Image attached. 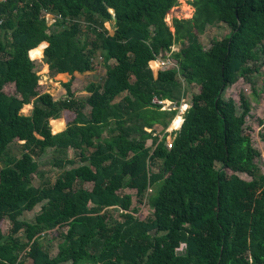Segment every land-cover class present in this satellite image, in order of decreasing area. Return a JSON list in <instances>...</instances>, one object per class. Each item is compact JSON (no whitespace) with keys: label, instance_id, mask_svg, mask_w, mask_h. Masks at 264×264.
Wrapping results in <instances>:
<instances>
[{"label":"trees","instance_id":"obj_1","mask_svg":"<svg viewBox=\"0 0 264 264\" xmlns=\"http://www.w3.org/2000/svg\"><path fill=\"white\" fill-rule=\"evenodd\" d=\"M177 5L0 0V222L10 224L0 228V264H264L253 104L244 93L226 98L241 81L259 96L264 0H193L194 17L174 20L172 32L166 19ZM218 26L230 33L206 50L200 37ZM45 43L51 75L73 78L65 100L39 92ZM160 59L167 66L155 76ZM100 65L105 75L80 100L75 75ZM192 87L199 93L169 134ZM64 113L75 119L65 130L55 122L54 133L64 131L54 135ZM131 195L149 218L137 217Z\"/></svg>","mask_w":264,"mask_h":264},{"label":"rangeland","instance_id":"obj_2","mask_svg":"<svg viewBox=\"0 0 264 264\" xmlns=\"http://www.w3.org/2000/svg\"><path fill=\"white\" fill-rule=\"evenodd\" d=\"M193 0H177L178 5L170 12V14L167 16L166 22L168 26L171 28V31L174 32V29L172 27L174 20H191L194 17L195 10L189 5V2H192ZM48 19L50 20V24L52 25L54 17L52 15H47ZM106 28L111 30L110 25L107 24ZM229 30H227L224 26H218L212 29H208L207 32L200 37V41L204 48L206 50H209L215 41H221L222 39L226 38L228 35ZM40 47V46H39ZM38 47V48H39ZM179 47L175 48V52H179ZM44 54H42L41 58L35 59L37 64V73L40 77V86H39V92L41 94H49L51 95L55 101L59 100H65L68 96V89L66 85H68L73 78L68 75H61V76H52L48 66L43 61ZM156 65V66H155ZM167 66L165 60H158L157 62H153L150 67L154 71L155 75L157 76L158 72L165 68ZM264 72V71H263ZM105 75V70L102 65H100L97 69V71L94 74H87L84 76H81L79 74L75 75V81L73 83L72 92L76 94V96L80 100H86L88 98V93L86 92V89L88 85L92 82H100L101 78ZM257 82V89L259 92V96L256 97V95L253 93V88L249 86L246 83H243V81L239 82L235 87L230 88L226 92V98H232L236 102L239 101V96L241 93H244V95L247 97V99L251 100L250 103L253 104L252 109V116L250 119H248L247 123V132L252 138V142L254 147L261 153V161L259 163L260 171L264 174V128L261 126L259 121H264V74L259 77ZM14 86H8L6 88L7 92H14ZM187 89V88H186ZM199 93V89L197 87H192L187 89L186 98L183 102L182 107L180 108L179 113H184L185 110L189 109V107L192 105V98L194 95ZM187 106V107H186ZM174 108V107H173ZM33 110V106L26 107L24 111L22 112L24 115L29 116ZM180 115V114H179ZM75 119V116L70 113H64L62 116V119L58 121H52L51 122V128L52 132L54 133V127L55 122L62 121L64 123V130L66 129L67 125L71 122H73ZM173 124L170 126L169 130L167 131L170 133L173 131ZM158 135H161L162 129L156 128ZM63 130V131H64ZM60 132H55L54 134H59ZM12 150L18 154V151H16V146L12 147ZM51 168V156L44 157L42 160V170L44 171H50ZM54 176V174L52 175ZM243 179H246L243 177ZM36 186L40 185V182L36 180L35 182ZM129 195V193H127ZM133 197L132 199V207L133 209L139 210L138 218L141 220H144L146 218H149L151 215L150 210L145 206H140L137 204L136 198ZM120 212H115V217L119 218ZM28 219L34 218V213L29 214L27 217ZM0 228L7 232L10 229V224L8 221H2L0 222Z\"/></svg>","mask_w":264,"mask_h":264},{"label":"built area","instance_id":"obj_3","mask_svg":"<svg viewBox=\"0 0 264 264\" xmlns=\"http://www.w3.org/2000/svg\"><path fill=\"white\" fill-rule=\"evenodd\" d=\"M160 105L163 106V111H170L171 109L173 110H176L175 107L173 108L172 104L171 103H168V102H163V103H159ZM187 107V106H186ZM188 110V109H187ZM185 110V112L187 111ZM180 114V115H179ZM177 115V117L174 119L173 121V126H174V130L171 131L169 134H173L174 132H177L181 129L183 123H184V120H183V116H184V113H179ZM168 150H171L172 147H173V140H172V137H169L168 138V141H167V144H166ZM149 193H151V191H149ZM183 248V246L181 247V249Z\"/></svg>","mask_w":264,"mask_h":264},{"label":"crops","instance_id":"obj_4","mask_svg":"<svg viewBox=\"0 0 264 264\" xmlns=\"http://www.w3.org/2000/svg\"><path fill=\"white\" fill-rule=\"evenodd\" d=\"M48 15H51V14H48ZM53 17H54V19H53V22H55V16L54 15H52ZM42 44H44V43H42ZM41 44V45H42ZM45 44H47L45 47H44V49H43V54H44V52H45V49L46 48H48L49 46H50V44L49 43H45ZM33 51V50H32ZM174 51H175V49H174ZM43 60H44V58H43ZM49 68V67H48ZM154 72V71H153ZM154 75H155V73H154ZM61 76V75H60ZM69 76V75H68ZM156 76V75H155ZM174 127V126H173ZM174 129V128H173ZM63 131H61L60 133H62ZM28 264H33V263H31V262H29Z\"/></svg>","mask_w":264,"mask_h":264},{"label":"water","instance_id":"obj_5","mask_svg":"<svg viewBox=\"0 0 264 264\" xmlns=\"http://www.w3.org/2000/svg\"><path fill=\"white\" fill-rule=\"evenodd\" d=\"M54 134V133H53ZM60 134V133H59ZM54 135H58V134H54Z\"/></svg>","mask_w":264,"mask_h":264}]
</instances>
